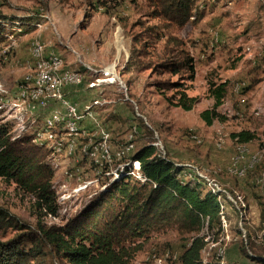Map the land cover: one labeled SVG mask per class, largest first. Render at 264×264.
Wrapping results in <instances>:
<instances>
[{"label": "rangeland", "instance_id": "1", "mask_svg": "<svg viewBox=\"0 0 264 264\" xmlns=\"http://www.w3.org/2000/svg\"><path fill=\"white\" fill-rule=\"evenodd\" d=\"M193 8V13L202 15L200 21L194 24L191 19L181 30L171 31L193 59L194 78L189 81L185 76L150 69L132 74L124 72L132 46L148 53L141 59L152 64L151 67L166 57L164 39L152 41L148 34L149 27L160 23L149 18L147 0H0V16L39 20L29 32L18 33L16 27L10 32V25L7 26V35L0 43V70L15 63L19 54H25L26 61L28 55L31 58L28 71L19 83H0V124H10L12 140L30 137L35 144V128L55 119L62 103L53 102L54 116L37 123L30 113L22 120L27 107L14 109L16 98L10 104L14 86L32 83L30 94H33L35 79L49 59L64 64V71L80 75L81 84L100 78V82H91V89L98 91L93 95L95 99L86 105L91 107L94 121L84 119L83 123L92 136L101 132L110 136L103 134L109 138L112 170L131 164L129 168L138 172L131 156L148 143L157 148L163 159L184 169L193 167L194 176L200 181L215 182L216 192L226 191L232 198L225 197V202L221 198L220 206L224 204L226 214L221 217L222 233L216 234V228L210 232L204 228L197 234L206 241L202 253L205 264H227L226 261L259 264L258 259L264 260V0H195ZM132 38L138 42L132 43ZM36 44L42 53L34 51ZM101 50L109 57L103 68H96L82 56L86 51ZM66 55L81 72L67 68ZM86 73L91 79L88 83H84ZM225 81L229 82L230 91L217 109L223 121L215 120L207 126L200 113L214 104L207 93L208 83ZM175 82L184 83L186 94L197 99L191 111L174 106L175 89L168 84ZM107 107V116L101 118L100 108ZM104 122H111L113 128L109 129ZM240 131L254 133L255 139L236 144L230 136ZM82 138L74 155L57 156L46 150L47 163L55 171L52 187L59 208L57 217H54L57 212L43 217L48 226L63 227L97 200L104 193V186L122 181L111 183L105 176L111 172L109 166L104 165L102 171L95 158L83 156L87 138ZM91 139L100 141L97 137ZM118 148L127 151L116 157L113 152ZM236 152H246V158L237 167L252 165L242 176H235L231 167ZM99 156L102 158L103 153ZM76 168L82 169L78 172ZM34 202L33 196L0 178V208L30 227L38 217ZM59 220L66 222L59 226ZM15 234L12 228L0 229V240H8ZM192 235H181L175 228L153 234L139 241L142 249L130 264H179V255Z\"/></svg>", "mask_w": 264, "mask_h": 264}, {"label": "trees", "instance_id": "2", "mask_svg": "<svg viewBox=\"0 0 264 264\" xmlns=\"http://www.w3.org/2000/svg\"><path fill=\"white\" fill-rule=\"evenodd\" d=\"M147 3L149 18L161 24L149 27L148 34L152 41L164 39L166 57L151 67L152 64L141 59L148 53L132 46L128 50L124 72L132 74L150 69L152 72L185 76L192 81L193 59L181 47L183 42L171 31L181 30L191 19L194 24L200 21L202 15L193 13L195 0H147ZM38 22L35 18L0 16V43L7 35V26L10 25V32L16 27L18 33H23L35 28ZM131 42L137 43L138 39L132 38ZM168 85L175 89L174 106L191 111L197 99L186 94L184 83ZM229 91L228 81L208 83L207 93L214 104L211 109L200 113L207 126L215 120L223 121L217 109ZM10 129V124H0V178L35 198L38 217L36 224L30 227L0 208V229L12 228L16 232L10 239L0 240V264H130L142 249L139 241L168 228H175L181 235L193 234L179 255L178 263L204 264L202 253L206 249V241L204 236L197 234L204 228L209 232L216 228V234H221V217L226 214L224 204L220 206L222 200L218 194L208 182L194 176L190 169L163 159L151 143L143 145L130 160L138 165L137 170L145 183L137 176L132 177L130 173L138 172L128 166L126 176L119 179L122 181L112 182L114 184L110 187L107 185L106 192L63 227L48 226L43 217L56 212L54 217H57L59 211L52 187L55 171L47 163L46 150L49 149L34 144L30 137L12 140ZM230 137L236 144L243 145L252 142L255 134L240 131ZM190 175L192 183L187 182ZM223 197L225 202L227 197ZM257 262L264 264L263 259Z\"/></svg>", "mask_w": 264, "mask_h": 264}, {"label": "crops", "instance_id": "3", "mask_svg": "<svg viewBox=\"0 0 264 264\" xmlns=\"http://www.w3.org/2000/svg\"><path fill=\"white\" fill-rule=\"evenodd\" d=\"M38 45L39 44H36L35 46H38ZM35 46H34V49H35ZM40 53H42V49L40 50ZM61 54L64 55V53H61ZM28 56H29V60L26 61L25 54H23V55L19 54L17 56V61L15 63H13V62L9 63L5 66L4 69H1L0 70V83H19L20 80L22 79V77L24 76V74L27 73L28 66L31 64L30 63V61H31L30 55H28ZM82 56L86 62L92 64L93 66H96V68H98L100 66L103 68L104 66H106V64L108 63L107 61L109 59L108 55L105 52H103L102 50H101V52H97V53H88L86 51V53H83ZM64 59H65V63H66L67 68L81 72L80 71L81 68L79 69L78 65L75 63V61L71 57L66 55V56H64ZM49 60H51V59H49ZM99 69H101V68H99ZM84 77L86 78L84 83H88L89 81H91L90 75L88 73H86V75H84ZM31 84L32 83H24L21 86L23 99L21 101L20 98H16L17 103L13 104L12 107H14V109L19 110V108L22 105L26 106L27 108H26V111L24 110L25 114L23 115L22 120H24L25 117L27 116V114L30 113L32 115L34 121L36 120L35 123H37L39 120L35 119V116H34V112H38L37 101L35 102L33 99L30 100L31 98L24 96V91L27 92L28 95H31L30 94V91L32 90ZM14 88H16V86H14ZM61 91H64V96L68 100L75 103L79 107V109H82L85 105L89 104L91 100L95 99L93 97V95H94V93L96 94L98 89L97 90L96 89L90 90V89H87L86 86H80V87L70 86V87L64 88ZM48 96L52 97V106L54 104L53 102L62 103V101L60 102L57 100L58 98H61L60 95H57V93H56V95H48ZM28 110H31V111H28ZM108 111H109L108 107L106 109L100 108L99 113L101 115V118H104L105 116H107L106 114ZM55 116L56 117L54 120L48 119L44 125H42L41 127L35 128V134L34 135H36V133H37V137L40 136V140L51 151L58 146H62L63 152L60 155L68 154L69 148L73 147L74 154H75L80 147L81 137L65 136V139H60V138H61V135H79V132H75L72 130V129H78L79 130V128L75 124H71L69 121H59V120H61V111L56 112ZM83 122H84V119L79 120V126L84 127L85 125ZM104 123L109 129L113 128V125L111 122H104ZM85 131L88 132V130L86 128H85ZM102 133L104 135H107L105 132H101L100 134H102ZM100 134L99 135H93L91 138H96V137L100 138ZM107 136H109V135H107ZM37 137H36V139H37ZM82 137L87 138V143H86L87 145L83 146V148H84V147L88 146L90 143H88V135H82ZM50 139H53V140H50ZM91 140H93V139H91ZM126 149L127 148H125V149H121V148L119 149L118 148L113 153L115 154L116 157L118 154V157H119L121 154L126 153V151H127ZM131 149H133V147H131ZM83 156H84V151H83ZM53 157H56V156H53ZM128 166H131V165H126V169ZM225 260H226V257H225ZM226 263L229 264L228 261H226ZM239 264H244V263H243V261H241V262H239Z\"/></svg>", "mask_w": 264, "mask_h": 264}, {"label": "bare ground", "instance_id": "4", "mask_svg": "<svg viewBox=\"0 0 264 264\" xmlns=\"http://www.w3.org/2000/svg\"><path fill=\"white\" fill-rule=\"evenodd\" d=\"M40 50H41L40 47L35 46L34 51L37 54L40 53ZM63 65H62V63L57 62L56 59H51L50 62H48V65L42 68L41 72L38 73V77H46V76H48V80H42V89H48V93L57 92V75L60 74V73L65 75L64 77H62V80L60 82V90L62 88H64V87H66V86L72 85L73 78H75V75L80 79V82H81V76L80 75L72 73V72L64 71ZM91 88H92V83H91ZM21 92H22V87H21ZM24 96L31 98V100L33 99L35 102L37 101L35 96H34V93L31 94V95H28L27 92L24 91ZM22 99H23V94H22ZM57 100L60 101V102L62 101L61 98H58ZM54 114H55V110H54ZM79 120H83V119H79ZM44 121H45V119H44ZM84 128L85 127H83V129ZM30 130H32V129H30ZM72 130L75 131V132H79L78 129H72ZM32 131H34V130H32ZM101 136H102V138H108V137H103V133L101 134ZM91 137H92V133H90V144L83 148L84 156L86 154V151H92L89 156H85V157L87 159H92V160H93V158H95L96 162H97V165L99 167H101V162H100L101 158H100L99 154H100V152H102L103 153V166L107 165L111 169V172H107L105 174L106 178H109V181L111 183L123 178L124 176H126V174H125L126 173V167L125 166L124 167L123 166L118 167V169L116 171L112 170L113 169L112 168V164L113 163H112L111 149H110V146H109V138L108 139H102L101 143H100V141H98V140H96V141L91 140ZM81 138H82V135H81ZM63 139H65V136H63ZM51 140H53V139H51ZM35 144L40 146V147H44V148L49 149L40 140V136H38L37 139H35ZM52 151H53V155H57L58 156V155H60L63 152V149H62V146H58V147L54 148ZM68 154L69 155H73L74 154L73 147L69 148ZM104 154H105V156H104ZM164 156H165V154H164ZM129 165H131V164H129ZM248 166L251 167L252 165L248 164ZM186 168L190 169L192 171V174L194 175L195 169L193 167L186 166ZM249 168H247L246 170H248ZM79 171H81V169ZM130 175L131 176H136L137 175V178L140 179L143 183L146 182V180L140 174H136L135 172H132V173H130ZM190 177H192V175H190ZM207 182H208L209 186L212 187L214 193L218 194L220 200H221L223 195H225L227 197V199L230 200L229 198H231V197L229 196V194L226 191H220V190H218L217 192L215 191L218 188V185H216L215 182L212 183L209 180ZM204 183H203V185H204ZM89 187H90V182H89ZM106 188H107V186L103 187L104 192H105ZM231 200H232V198H231ZM73 210H74V208H73ZM223 224H226L224 219H223ZM203 262H204V260H203ZM204 264H205V262H204Z\"/></svg>", "mask_w": 264, "mask_h": 264}, {"label": "built area", "instance_id": "5", "mask_svg": "<svg viewBox=\"0 0 264 264\" xmlns=\"http://www.w3.org/2000/svg\"><path fill=\"white\" fill-rule=\"evenodd\" d=\"M64 76L65 75L62 73L57 75V95H60V97L62 98V105L60 107L61 120L59 121H69L71 124H75L79 128V135H61L60 139H63V136L81 137V135H88V143H90V133L86 132L82 126H79V119H89L94 121L93 115H91V107H86L85 105L82 109H79V107L75 103L71 102L64 96V91L60 90V82L62 80V77ZM42 80H48V76L46 77L37 76L35 79V86L33 89V93L37 100L38 112H34V116L35 119L44 121V119H46L47 116H54V110L52 107V97L48 96V89H42ZM91 82H100V78L99 81H91ZM91 82L89 84H81L80 79L75 75V78H73L72 86H76V87L86 86L87 89L91 90ZM13 94L14 95L10 99V104H12L13 98H20L22 101L21 86H16V90L14 91ZM93 105H95L94 101H93ZM28 131L34 132L29 129ZM102 139H108V138H102L100 134V143ZM91 152L92 151H86L85 156H89ZM245 158H246V152H236L234 158H232L233 165L231 167L233 168V174L235 176H242V173L247 168L250 167L248 165L241 167L236 166L238 163H242ZM100 162H101V170L103 171V157L100 159ZM76 169L77 171H79L82 168H76ZM69 181L71 180L69 179ZM100 184H106V183H99V185ZM88 196H89V189H88ZM73 208L74 207H71V214H73ZM64 222L66 221L59 220V226Z\"/></svg>", "mask_w": 264, "mask_h": 264}]
</instances>
